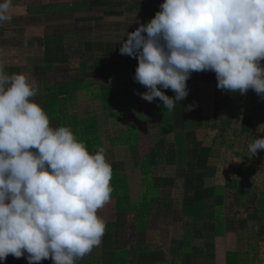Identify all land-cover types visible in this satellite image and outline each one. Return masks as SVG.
<instances>
[{"label":"clouds","instance_id":"1","mask_svg":"<svg viewBox=\"0 0 264 264\" xmlns=\"http://www.w3.org/2000/svg\"><path fill=\"white\" fill-rule=\"evenodd\" d=\"M12 2L0 0V23L12 19ZM119 52L138 61L133 80L146 91L136 94L169 111L188 96L193 72H214L218 89L251 88L264 99V0H163ZM36 95L34 80L0 66V261L76 264L105 234L97 213L111 200L112 167L103 147L89 152L70 126L51 127ZM258 150L264 137L248 145L250 155Z\"/></svg>","mask_w":264,"mask_h":264},{"label":"crops","instance_id":"2","mask_svg":"<svg viewBox=\"0 0 264 264\" xmlns=\"http://www.w3.org/2000/svg\"><path fill=\"white\" fill-rule=\"evenodd\" d=\"M116 1L118 2L100 0L91 6L89 0H60L58 3L54 0H13L10 12L12 19L0 23V66L9 75L23 73L30 80H34L37 84V95L33 99L48 114L50 126L53 128L61 125L70 126L77 138L86 146L99 144L96 142L97 137L87 135L85 119L80 118L88 88L85 83L88 79V50L93 51L91 60H94V63L97 61L101 63L103 69L107 66H116L115 64L119 62H115L117 61L115 56L120 54L119 48L127 39V33L134 31L140 24H146L163 3V0H124L125 3L115 5ZM81 5H89V11L81 10ZM127 11L132 19L129 18ZM135 17L139 19L135 20ZM88 34L93 38H88L90 36ZM135 59L130 57V61L122 60L123 66H127V71L121 72H125L123 75L127 76L128 80L133 78L135 73L133 70L138 65ZM114 68H110L111 71L108 72L103 70V73H98V84L106 83L103 86L104 90L111 96L117 95L118 99L120 96L122 99L133 96V86L131 91L120 94L117 86L111 82L115 79L114 75L119 74ZM205 84L214 86L211 92L216 91V78ZM101 93L104 91L101 90ZM256 94L252 90V95ZM215 95L216 92L213 96ZM132 101L134 103L133 99ZM134 105L109 108L111 113H117L119 116L113 127L117 125V128H124L121 135L114 136L112 143L116 147L122 144L128 146V155H131L128 156L129 169L135 174L150 168L151 174L157 175L159 172L156 168L160 166L167 168L168 165L172 166L173 175L178 173L175 158H172L174 159L172 161L162 157L155 161L152 167V161L149 165L148 157L144 156L140 158L142 160L140 165L139 163L135 165L137 156L132 153L136 145L134 135L138 129V122L146 124V121L139 119L141 113L135 120L129 118L131 112L136 111ZM250 108L249 111H254L258 120L250 122L251 126L246 130H255V134L247 133L243 137L239 133L232 140L226 141L231 146L233 155L240 158L239 168L243 169V166H246L249 169V164L254 163L253 172L259 177L262 176V181L255 183L257 185H254L253 190L252 185L249 189L239 185L233 187V190H224L220 195L210 194L214 187L206 186L211 196L209 199L201 200L203 209L200 215L196 211L191 215L189 245L185 243L186 229L182 208L185 206L192 209L194 202L200 201L199 191L193 190L192 185L191 197L189 200H183L179 193L168 198L163 192L171 187L159 186L157 204L153 205L157 206V209H149L145 213L136 207L133 197L128 194V186L132 192L133 179L131 181L125 179V171L120 167L122 156L116 158L113 149L111 152L105 149L106 160L112 167L110 183L113 187L111 200L97 213L106 221L105 234L101 244L76 264H264V232L250 231L252 226L264 221V215H255L260 214V211L264 213V206L261 204L264 200V187L259 186L264 184V172L261 173L264 168V150H258L256 155H250L248 152V145L253 139L264 137V105L258 109L257 105L253 104ZM146 110L148 109L140 112H147ZM176 126L178 130L179 126L175 124ZM98 147L100 146L96 145L88 149L87 146V149L89 152H95ZM206 149V152L197 155L196 165L190 169L201 182H204L206 176L215 175V169L207 163L210 159H216L210 155H214L215 148L212 147V143L210 145L207 143ZM191 153L192 156L195 152L192 150ZM230 172L231 170L227 168L224 174L227 182L233 178ZM230 194H233L235 201L227 199ZM178 200H181L183 205L178 206ZM172 202L176 203V206ZM256 203L259 205H255ZM254 208L256 213L255 211L253 213ZM103 209H109V213H104ZM191 212L193 213V210ZM252 237H256V240ZM0 264H28V261L25 257L15 258L8 255ZM38 264L53 262L49 258Z\"/></svg>","mask_w":264,"mask_h":264},{"label":"rangeland","instance_id":"3","mask_svg":"<svg viewBox=\"0 0 264 264\" xmlns=\"http://www.w3.org/2000/svg\"><path fill=\"white\" fill-rule=\"evenodd\" d=\"M59 1L60 0H54L55 3H58ZM80 8L81 10L88 9L87 11H89V5H81ZM157 11H160V8H157L155 13ZM126 13H128L130 16L129 18L132 19L130 13L128 11ZM134 19L138 20L139 17H135ZM88 35H90L88 38L92 37L91 34ZM118 54L115 56V59L117 60L115 62H119V64L116 63V66L112 67H115L114 71H116V73L119 71V74H115V79H112L111 82L117 86L120 94L131 91V87L133 86L134 88L132 87V90L134 95L125 97L124 99L120 96L118 99L117 95L111 96L109 92H106L104 90L105 87H103L106 83L99 85L97 82L99 80L97 74L103 73V70L104 72H108V70L111 71L110 68L112 67L107 66V68L103 69L101 63L99 64L98 61H95L96 63H94V60H91V57L88 56V79L85 81L88 88L85 96L86 102L84 107L82 106L84 109L81 112L82 114L80 113V118L85 119L87 135L92 138L97 137L98 139L96 142L98 141L99 144L93 143L91 146L94 147L99 145L104 149H109L108 151L110 152L113 149L112 152L113 154L115 153L114 156L116 158L122 156V164L120 167L125 171V179L128 178L129 181L133 179L131 183L133 189L132 192H130L128 186V194L133 197L136 207L142 209L145 213L149 209H157V206H154V208L153 205L157 204V189L159 186L171 187L169 190L167 188V190L163 192V195L168 196V198H172V196H174L173 194L179 193L182 195L183 200H189L191 197L192 185L193 190L196 191L197 189L199 191L198 199H200V201H195L192 209L185 206L182 208L185 223L184 228L186 229V231L184 230V237L186 238L185 243L186 245H189L190 218L191 215L195 214V211L200 215L203 209L201 200L208 198L211 196L210 194L220 195L224 190L227 191L226 189L233 190V187L239 185L244 189H249L252 185V189L254 185H257L255 183H260L262 181V176L259 177L258 174L255 175L253 172L255 170L254 163L249 164V169L246 166H243V169L242 167L239 168L240 158H237L239 156L236 157L233 155L231 151L232 148L227 141L232 140L234 136L239 133H241L243 137L246 136L247 133L249 135L251 133L255 134V130H246V128H250V122L258 120L255 112L249 110L253 104L257 105L258 109L263 107L264 99H261L257 94L256 96H253L251 88L243 95H240L239 92H233L230 90L226 92L217 88L216 91H214V93L216 92V95L213 96L214 93L211 91H213L212 88L214 86H206L205 83H210L211 79L214 80L215 73L211 71L193 72L190 78L186 81L188 96L185 99L176 102L174 108L169 111L163 106V102L160 101L159 98H154L152 102H148L142 99L139 95H136L137 92H144L146 89L139 83L134 82L133 78L128 80V78H126L127 76L123 75L125 72L121 71H127V66H123L124 63H122V60L130 61V57L128 55L119 54L118 61ZM120 57H123V59ZM124 57L127 60L124 59ZM135 61H137V59H135ZM261 64L264 65V60L261 61ZM133 71H135V69ZM123 76L124 78H122ZM201 83L204 84L202 85ZM101 90L104 91L103 94L101 93ZM161 90L169 97H174L175 95L171 89ZM132 99L134 100V103H132ZM193 103L196 105L195 108L190 111L186 110L187 107ZM128 105L136 106V111L131 112L129 116L130 119L135 120L138 114L141 113L139 119L146 121V124H140L138 122V129L134 135L136 145L133 148L132 153H135V156H137L135 157V165L138 163L140 165V162L142 161L140 158H144V156L148 157L147 162H149V165L152 161V167H154L153 163L159 161L162 157L169 159L175 158L176 167L179 168L178 173L173 175L172 172L174 171L171 170L172 166L169 165L167 166L168 169L166 167L162 168L161 166L160 168L162 169L156 168L159 172L157 175L156 173L152 175L150 168L144 172H136V174L133 170L129 169L130 160L128 159V156L131 155H128V146L122 144V146L116 147V145L112 143L114 136L121 135L122 132H124V128H117V125L116 127H113L119 116L117 113H111L109 111V108L111 107H128ZM143 109L148 110H146L147 112H140V110ZM175 124L179 126L178 130H176L177 126L175 127ZM207 143L208 145L212 143V147L215 148V152H213L214 155H210L216 159H210L207 162L209 166H213L215 169V175L210 174L209 177L206 176L204 178V182H201V179L198 181L195 175L190 172V169L196 165L195 158H197V155L206 152ZM87 146L88 149L91 147L90 144ZM191 149L197 154L193 153L191 156ZM123 157L126 158L123 159ZM236 159H239V161ZM172 161H174V159H172ZM159 164L161 165L160 162ZM159 164L156 165L158 166ZM227 168L231 170L230 173L233 177L229 182L225 181L224 178ZM262 172H264V168H262L261 173ZM163 181L165 183H163ZM121 182L124 183L123 181ZM206 186L214 187V190H211L210 194H208L209 192L207 191L208 188ZM259 186L263 188L264 184H259ZM224 194L226 195V192ZM244 194H246V192H244ZM230 195L231 196L227 199L235 201L233 194ZM154 198L155 200H153ZM224 200H226V198H224ZM175 204L176 203H174V205ZM177 204L178 206H181L182 201L178 200ZM261 204L264 206V200ZM255 205L259 204L256 203ZM191 210H193V213ZM243 210L244 209H241V211ZM254 211L256 213L255 208L253 209V213ZM103 212L108 214L109 209H103ZM260 212V214L256 213L255 215H264V213H262L263 211ZM262 222L263 223L252 226L250 231L252 233H258L261 232V230L264 232V221ZM257 236L258 235H256V237ZM256 237H252L254 238L253 240H256Z\"/></svg>","mask_w":264,"mask_h":264},{"label":"trees","instance_id":"4","mask_svg":"<svg viewBox=\"0 0 264 264\" xmlns=\"http://www.w3.org/2000/svg\"><path fill=\"white\" fill-rule=\"evenodd\" d=\"M90 1V4H91V6H93V4H95V3H99L100 2V0H89ZM125 3V1L124 0H118V2L116 1L115 2V5H119V4H122V3ZM97 6V5H96ZM95 6V7H96ZM90 50H88V56H90L91 57V59H92V57H93V54H92V52L90 51Z\"/></svg>","mask_w":264,"mask_h":264}]
</instances>
